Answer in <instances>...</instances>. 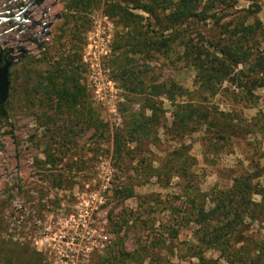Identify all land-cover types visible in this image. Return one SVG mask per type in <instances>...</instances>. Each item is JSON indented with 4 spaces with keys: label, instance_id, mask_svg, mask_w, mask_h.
<instances>
[{
    "label": "rangeland",
    "instance_id": "1",
    "mask_svg": "<svg viewBox=\"0 0 264 264\" xmlns=\"http://www.w3.org/2000/svg\"><path fill=\"white\" fill-rule=\"evenodd\" d=\"M27 3L0 0V60L10 75L0 264H225L186 215L191 201L207 208L245 179L254 190L264 185V88L246 92L235 79L199 86L183 45L210 36V23L185 24L175 36L161 32L166 13L157 9L38 0L19 16ZM251 3L264 0H237L221 25L263 22L262 10L242 12ZM60 89L75 104L57 103ZM185 103L206 120L179 131L174 107ZM233 235L230 248L262 255L264 209Z\"/></svg>",
    "mask_w": 264,
    "mask_h": 264
},
{
    "label": "trees",
    "instance_id": "2",
    "mask_svg": "<svg viewBox=\"0 0 264 264\" xmlns=\"http://www.w3.org/2000/svg\"><path fill=\"white\" fill-rule=\"evenodd\" d=\"M116 1L132 5L149 16H154L156 9L166 13L161 22L162 33L172 31L176 36L185 24H211L210 36L200 37L199 44L191 41L183 45L184 58L195 70L198 84L204 90L213 91L215 85H220L228 79L244 82L243 89L246 92H249V86L264 88V21H239L228 28L221 25L222 18L234 8L237 0H175L169 6L164 5L166 0H160L158 4L156 0H146L143 5L138 4V0ZM252 6L255 11L249 10ZM261 10L264 17V3H251L242 12L246 13L245 15H253ZM237 66L241 69L235 72ZM9 77L8 73V86ZM52 88L56 90V86L53 85ZM56 95L57 103L73 105L76 102L75 96L67 89L58 90ZM5 103L0 106V120L6 117ZM174 110L172 124L179 131H190L199 121L206 120L205 115L188 103L178 104ZM122 142V138L115 134L112 152L117 157L121 155ZM252 195L258 197L257 202L252 201ZM129 197V194L125 196ZM205 203L202 201L197 207L194 201H191V208L186 215V221L195 225L200 233L199 243L218 251L219 259L225 264H264V245L263 254L256 256L234 249L235 244L232 248L228 245V240L237 233L243 219H254L257 213L264 209V185L254 190L250 187L249 180L245 179L238 192L232 189L222 191L215 195L207 208ZM198 259V264H213L211 260L203 261L200 257Z\"/></svg>",
    "mask_w": 264,
    "mask_h": 264
},
{
    "label": "water",
    "instance_id": "3",
    "mask_svg": "<svg viewBox=\"0 0 264 264\" xmlns=\"http://www.w3.org/2000/svg\"><path fill=\"white\" fill-rule=\"evenodd\" d=\"M37 1L38 0H28V3L22 7V10L18 13V15L20 16L25 13ZM8 88V63H2L0 60V106L3 105L7 100Z\"/></svg>",
    "mask_w": 264,
    "mask_h": 264
},
{
    "label": "built area",
    "instance_id": "4",
    "mask_svg": "<svg viewBox=\"0 0 264 264\" xmlns=\"http://www.w3.org/2000/svg\"><path fill=\"white\" fill-rule=\"evenodd\" d=\"M0 20H3V19H0ZM101 240L102 241H106V238L105 237H102Z\"/></svg>",
    "mask_w": 264,
    "mask_h": 264
},
{
    "label": "flooded vegetation",
    "instance_id": "5",
    "mask_svg": "<svg viewBox=\"0 0 264 264\" xmlns=\"http://www.w3.org/2000/svg\"><path fill=\"white\" fill-rule=\"evenodd\" d=\"M22 10V9H21ZM24 14V13H23Z\"/></svg>",
    "mask_w": 264,
    "mask_h": 264
}]
</instances>
